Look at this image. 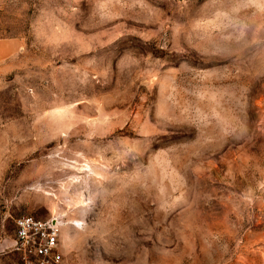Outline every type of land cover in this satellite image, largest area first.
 <instances>
[{
    "label": "rangeland",
    "instance_id": "obj_1",
    "mask_svg": "<svg viewBox=\"0 0 264 264\" xmlns=\"http://www.w3.org/2000/svg\"><path fill=\"white\" fill-rule=\"evenodd\" d=\"M28 216L60 264H264V0H0V264Z\"/></svg>",
    "mask_w": 264,
    "mask_h": 264
},
{
    "label": "built area",
    "instance_id": "obj_2",
    "mask_svg": "<svg viewBox=\"0 0 264 264\" xmlns=\"http://www.w3.org/2000/svg\"><path fill=\"white\" fill-rule=\"evenodd\" d=\"M62 223L58 219L22 217L16 221L14 249L21 264H60Z\"/></svg>",
    "mask_w": 264,
    "mask_h": 264
},
{
    "label": "crops",
    "instance_id": "obj_3",
    "mask_svg": "<svg viewBox=\"0 0 264 264\" xmlns=\"http://www.w3.org/2000/svg\"><path fill=\"white\" fill-rule=\"evenodd\" d=\"M14 245H15V240H14Z\"/></svg>",
    "mask_w": 264,
    "mask_h": 264
}]
</instances>
